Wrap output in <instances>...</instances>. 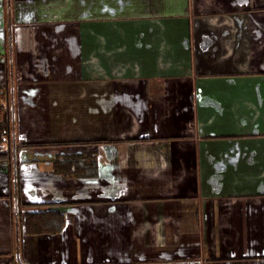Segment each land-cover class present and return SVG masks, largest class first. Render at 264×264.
<instances>
[{"label": "crops", "instance_id": "crops-1", "mask_svg": "<svg viewBox=\"0 0 264 264\" xmlns=\"http://www.w3.org/2000/svg\"><path fill=\"white\" fill-rule=\"evenodd\" d=\"M7 55L0 264H264V0H0V85ZM15 161L60 231L12 221Z\"/></svg>", "mask_w": 264, "mask_h": 264}, {"label": "trees", "instance_id": "trees-1", "mask_svg": "<svg viewBox=\"0 0 264 264\" xmlns=\"http://www.w3.org/2000/svg\"><path fill=\"white\" fill-rule=\"evenodd\" d=\"M5 43L7 52L9 51L10 38L5 34ZM5 75L6 83L0 85V160L10 158L12 161L16 159L13 151L3 148V143L13 135V114H14V96H13V67L9 56H5ZM94 140L92 142H96ZM89 141H42L27 142V146H49L62 144H80ZM18 162L15 161L12 167V186H11V207L12 221H15L16 227L18 223L23 227V231L31 234L40 233H56L60 231L65 224L63 212L56 207V204H40L42 208L24 210V203L21 199L20 179L17 167ZM52 171L56 174L74 177L94 176L97 170L96 157L91 154H61L56 155L51 161ZM16 240L19 241L21 230H16ZM19 234V235H18ZM17 249H19L17 247ZM15 264H25L17 258H13Z\"/></svg>", "mask_w": 264, "mask_h": 264}]
</instances>
